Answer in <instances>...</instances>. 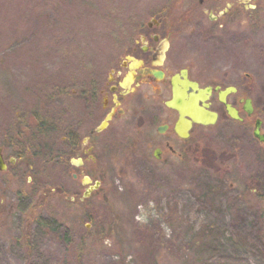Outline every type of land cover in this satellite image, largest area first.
I'll use <instances>...</instances> for the list:
<instances>
[{
  "label": "rangeland",
  "instance_id": "obj_1",
  "mask_svg": "<svg viewBox=\"0 0 264 264\" xmlns=\"http://www.w3.org/2000/svg\"><path fill=\"white\" fill-rule=\"evenodd\" d=\"M230 1L232 18L204 19L217 35L203 59L208 68L221 60L245 69L264 120V0L253 11L248 0ZM185 4L0 0V147L15 161L0 172V264H264V198L247 188L264 181L253 153L208 150L188 168L164 170L143 157L150 129L127 120L92 136V158L79 170L70 163L78 148L58 147L82 110L69 87L79 70L119 54L134 13H183ZM230 134L243 137L236 124L218 121L195 125L188 141L201 149L207 135L220 146ZM82 176L100 183L87 198Z\"/></svg>",
  "mask_w": 264,
  "mask_h": 264
},
{
  "label": "flooded vegetation",
  "instance_id": "obj_2",
  "mask_svg": "<svg viewBox=\"0 0 264 264\" xmlns=\"http://www.w3.org/2000/svg\"><path fill=\"white\" fill-rule=\"evenodd\" d=\"M259 1L248 0L254 5L249 9H256ZM183 8V13H134L123 27L119 54L103 60L101 64L79 70L75 86L69 87L74 89L71 92L73 96L79 95L74 99L78 102L77 108L82 110L80 116L72 121L73 129L65 134L73 140L71 152H75L76 147L79 151L77 159L81 165L74 167L76 170L81 169L85 157L92 158V136L105 130L97 132V128L112 113L105 128L111 123L122 124L127 120L138 130L150 129V135L141 140V148L148 150L143 157L164 170L174 166L188 168L193 157L200 158L208 150L209 153L216 151L236 156L248 151L253 153L254 165L264 177V120L257 114L252 99L253 80L245 69L235 67L229 61L217 60L208 68L203 59L204 45L215 40L217 35L214 29H205V17L211 23L228 20L236 13V8L230 0H186ZM241 74L247 79L246 85ZM193 85L196 86V94L198 90L210 89L205 101L208 110L217 114V122L239 126L242 138L230 134L231 137H224L218 146L211 144L207 135H203L199 149V144L191 145L188 141L195 125L191 126L186 139L175 133L179 115L166 103L171 100L174 89H186L188 94L192 92ZM226 90H229L226 103L237 111L241 121L231 120L224 105L218 101V92ZM67 94V88H62L60 103L66 101ZM248 107L251 108L250 113ZM185 120L190 121L188 117ZM257 120L260 121L262 141L253 136ZM214 125L201 127L210 129ZM80 136L82 144L78 147L76 138ZM60 140L64 142V135ZM87 145L90 146L85 149ZM2 157L6 169L7 163H15L12 159L6 162L3 153ZM253 182L247 186L249 191L258 200L264 198V181Z\"/></svg>",
  "mask_w": 264,
  "mask_h": 264
},
{
  "label": "water",
  "instance_id": "obj_3",
  "mask_svg": "<svg viewBox=\"0 0 264 264\" xmlns=\"http://www.w3.org/2000/svg\"><path fill=\"white\" fill-rule=\"evenodd\" d=\"M191 88L192 92L188 94L186 89L182 91L174 89L171 100L166 103L168 108L175 110L179 115L174 131L180 138L183 139L188 137V132L192 125L210 126L217 122V114L209 111L208 104L205 103V101L208 99L207 95L210 94V89L206 91L198 90L196 94V86L193 85ZM228 91L229 90L218 92V101L224 105L225 112L231 120L241 121L237 111L226 103V95ZM230 91H233V89H230ZM248 112H251L250 107H248ZM111 117L112 113L109 114L97 128V132L105 129L107 126V121H109ZM185 117H188L190 121H186ZM259 126L260 121L257 120L255 124V130L253 131V136L262 141V138L259 135ZM71 164L74 167H79V165H81V161L79 159L71 160ZM5 169L6 166L0 149V172L5 171ZM72 179H76V175H72ZM80 183L82 186H87L83 194V198H87L92 191L98 190L100 186L99 182H92L87 176H82Z\"/></svg>",
  "mask_w": 264,
  "mask_h": 264
},
{
  "label": "trees",
  "instance_id": "obj_4",
  "mask_svg": "<svg viewBox=\"0 0 264 264\" xmlns=\"http://www.w3.org/2000/svg\"><path fill=\"white\" fill-rule=\"evenodd\" d=\"M44 124H46V123L44 122ZM44 136H47V133H45ZM64 138H65L64 142H62L61 140L59 141L58 147L61 148V149H67L68 151L70 149V152H71V148H73V145H74L73 140L71 138L67 137L65 134H64ZM45 151L47 152V154L45 155V157H50L49 150L48 149H45ZM68 155L69 154L62 153L59 156V158L57 157V159L58 160L59 159L63 160L65 158L67 159Z\"/></svg>",
  "mask_w": 264,
  "mask_h": 264
}]
</instances>
